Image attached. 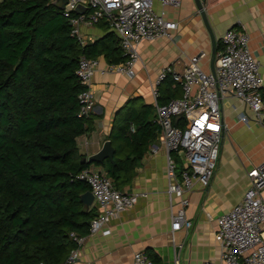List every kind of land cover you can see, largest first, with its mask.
Segmentation results:
<instances>
[{"label":"trees","instance_id":"16d2710c","mask_svg":"<svg viewBox=\"0 0 264 264\" xmlns=\"http://www.w3.org/2000/svg\"><path fill=\"white\" fill-rule=\"evenodd\" d=\"M74 16L63 17L52 0H0V264L63 263L76 248L70 234L87 235L95 216L94 206L82 210L79 197L89 188L77 175L92 166L122 191L158 135L152 106L135 108L129 100L107 138L112 162L81 161L76 138L90 121L77 117L85 89L74 75L77 61L118 64L125 56L102 21L94 26L103 34L79 44L69 34ZM179 95L166 75L155 102Z\"/></svg>","mask_w":264,"mask_h":264},{"label":"crops","instance_id":"0c3cea01","mask_svg":"<svg viewBox=\"0 0 264 264\" xmlns=\"http://www.w3.org/2000/svg\"><path fill=\"white\" fill-rule=\"evenodd\" d=\"M153 8L160 11L157 3H153ZM163 12V18L174 23L175 29L166 37L137 45L138 61L131 77L97 72L92 76L90 92L94 105L88 118L90 129L76 138L77 153L85 160L108 141L116 113L129 100L135 108H153L150 91L161 68L180 72L190 57L202 53L198 66L202 72L211 73V53L215 55L221 50L220 38L229 28L246 32L249 37L250 53L260 66V93L264 101V0H204L202 12L210 33L193 0H180L177 10L165 8ZM80 33L85 42L103 34L95 26L81 27ZM105 64L100 59L99 67ZM213 66L214 60L212 70ZM221 112L227 132L215 171L206 189L194 182L183 194L187 199L184 216L189 227L170 231V219L179 209L181 197L167 194L166 156L161 145H157L155 154H150L154 140L138 162L132 180L121 191L134 194L136 202L103 226V231L86 236L73 264H130L132 253L137 251L154 264H220V249L213 238L215 218L242 200L249 187L246 173L264 162V122L252 119L233 97L223 98ZM243 114L250 117L247 123L239 121Z\"/></svg>","mask_w":264,"mask_h":264},{"label":"built area","instance_id":"2783aa9c","mask_svg":"<svg viewBox=\"0 0 264 264\" xmlns=\"http://www.w3.org/2000/svg\"><path fill=\"white\" fill-rule=\"evenodd\" d=\"M153 3L158 4L159 12L154 10ZM77 6L83 7L84 11L74 13ZM179 6L180 0H66L61 9L63 17L67 18L72 12L75 15L68 19L71 37L84 44L81 27H92L102 21L118 39L125 56L123 62L105 64L101 68L99 58L78 59L74 75L85 88L77 96L78 118H88L92 112V76L97 72L131 77L133 66L138 61L137 45L168 36L169 31L175 29V24L163 18V9L177 10ZM220 41L222 50L214 55L212 73H204L199 68L198 62L203 58L199 53L190 57L180 72L171 71L169 67L161 68L152 82L153 122L159 131L156 144L152 143L149 152L155 154L159 145L163 147L167 194L169 197H181L179 209L170 219L171 232L190 225L184 216L187 199L183 194L191 189L194 182L206 189L212 177L227 132L221 112L223 98L233 97L245 107L252 119L264 122L260 66L250 53L247 33L229 28ZM166 75L179 85L180 95L164 105H157V88ZM181 118V127L172 121ZM249 119L246 114L239 116L243 123ZM91 167L81 170L76 178L87 184L95 216L89 221L87 235L70 234L76 248L61 264H73L86 236L103 231V226L136 202L134 194L113 189L110 181ZM246 177L249 187L242 200L229 212L215 218L213 238L220 249V264H264V162L248 171ZM130 264L154 263L143 252L137 251L132 253ZM201 264L212 263L204 261Z\"/></svg>","mask_w":264,"mask_h":264},{"label":"water","instance_id":"95a60500","mask_svg":"<svg viewBox=\"0 0 264 264\" xmlns=\"http://www.w3.org/2000/svg\"><path fill=\"white\" fill-rule=\"evenodd\" d=\"M52 3L56 4L59 9H62L63 5L66 3V0H52ZM193 3L195 5V8L198 11L202 21H203V24H204L206 30L208 31V33H210L209 28L206 25L203 12H202V5L204 3V0H193ZM83 11H84V8L81 6H77L74 9V13H76V14H80ZM211 43H213L212 38H211ZM213 60H214V53L212 51V53H211V73L213 72V70H212ZM112 156H113V149H112L109 141H105L101 145V148L99 149L98 152L87 157L86 160L84 158L81 159V161L82 162L85 161L87 163H101L104 159H107L110 162H112ZM79 199H80V202L82 204V207H83L82 210L83 211H86L88 209V207L92 204V195L90 194L89 191L80 195Z\"/></svg>","mask_w":264,"mask_h":264},{"label":"rangeland","instance_id":"374dc122","mask_svg":"<svg viewBox=\"0 0 264 264\" xmlns=\"http://www.w3.org/2000/svg\"><path fill=\"white\" fill-rule=\"evenodd\" d=\"M172 10V9H171ZM216 162H217V160H216ZM216 162H215V165H216ZM92 169H95V170H98L97 168H94V167H91ZM215 171V167H214V169H213V172Z\"/></svg>","mask_w":264,"mask_h":264}]
</instances>
